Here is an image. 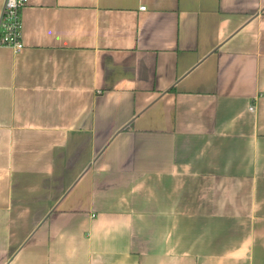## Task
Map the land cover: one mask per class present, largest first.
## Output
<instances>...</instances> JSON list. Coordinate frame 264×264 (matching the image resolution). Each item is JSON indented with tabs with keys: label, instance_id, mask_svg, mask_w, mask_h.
I'll use <instances>...</instances> for the list:
<instances>
[{
	"label": "crops",
	"instance_id": "obj_1",
	"mask_svg": "<svg viewBox=\"0 0 264 264\" xmlns=\"http://www.w3.org/2000/svg\"><path fill=\"white\" fill-rule=\"evenodd\" d=\"M21 13L23 49L0 46V264H264V0Z\"/></svg>",
	"mask_w": 264,
	"mask_h": 264
},
{
	"label": "built area",
	"instance_id": "obj_2",
	"mask_svg": "<svg viewBox=\"0 0 264 264\" xmlns=\"http://www.w3.org/2000/svg\"><path fill=\"white\" fill-rule=\"evenodd\" d=\"M29 0H4L0 16V46H10L20 51L24 47L21 39V12ZM142 6L141 9H145ZM250 110H255L254 104Z\"/></svg>",
	"mask_w": 264,
	"mask_h": 264
}]
</instances>
